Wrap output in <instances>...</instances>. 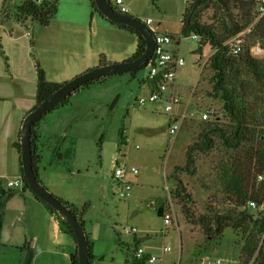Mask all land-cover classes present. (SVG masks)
I'll list each match as a JSON object with an SVG mask.
<instances>
[{
    "label": "rangeland",
    "instance_id": "rangeland-1",
    "mask_svg": "<svg viewBox=\"0 0 264 264\" xmlns=\"http://www.w3.org/2000/svg\"><path fill=\"white\" fill-rule=\"evenodd\" d=\"M23 1L10 0V4L17 5ZM66 1L69 0H57V10L58 4L66 5ZM108 1L110 4L113 2ZM121 1L126 14L140 22L149 19L148 28L170 35L177 42V54L183 61L176 70L172 89L180 103V107L173 110L177 131L171 135L167 133V117L162 102H148L141 106L135 103L138 97L146 95L143 83L147 75L145 67L133 78L125 73L107 78L102 84L79 89L69 96L65 106L58 108L63 111L61 116L55 115L57 109L46 114L38 125L44 129L45 141L41 166L47 168L50 176L62 178L73 204L88 205L83 216V229L91 233L90 238L94 242L92 252L96 256L91 264H123L124 261L136 264L138 261L132 258L133 239L138 238L140 247L157 258L144 264H213L216 260L221 264H254L263 234L256 239L255 250L248 257L242 249L246 239L235 236L229 228L222 231L219 240H206L198 225L184 221L179 205L170 194L174 187L170 176L175 167L184 164L185 149L197 140L200 129L207 123L228 126L221 101L210 94L212 73L207 59L212 51L204 46L200 54L194 53L197 37L179 36L184 0ZM256 2L255 11L264 12V0ZM3 11L9 14L7 7ZM210 14L208 10L205 16ZM88 17L79 27L83 36L80 49L91 52L93 56L104 52L109 54L118 47L133 51V37L111 29L103 21L95 24L94 28ZM29 33V40H32L33 33L31 30ZM244 34L243 31L230 39L229 44L242 43ZM29 40V57L32 63L34 59L41 67L32 51L33 41L30 46ZM255 46L250 48L251 55L264 60V52H257ZM2 60L0 62L6 65ZM96 65L97 62L92 68ZM202 115H206L205 119ZM210 139L213 141L211 149L193 153L194 173L189 175L178 170L174 173L190 195L189 208L196 216L211 217L232 209L220 178L234 152L226 149L217 137L210 136ZM67 149H71L68 158L50 163L53 154H64ZM117 166L124 167L125 178L131 185L130 195L124 200L113 195L111 175ZM130 168L136 169L137 173L128 174ZM0 184L5 189V183ZM22 195L16 192L13 198L19 200ZM159 205L162 213L168 215V225H163L162 218L156 216L155 208ZM246 210L257 217L254 207L248 206ZM130 228H135L136 233H127ZM164 247L168 248L166 252H162ZM38 251L30 248V251L18 254L13 249L0 248V264H68L69 254Z\"/></svg>",
    "mask_w": 264,
    "mask_h": 264
},
{
    "label": "trees",
    "instance_id": "trees-1",
    "mask_svg": "<svg viewBox=\"0 0 264 264\" xmlns=\"http://www.w3.org/2000/svg\"><path fill=\"white\" fill-rule=\"evenodd\" d=\"M88 3L92 13L98 14L109 25L134 36L136 41L135 49L128 60H133L140 56L144 49V42L140 34L124 25L107 21L97 12L92 0H88ZM256 4V0H184L179 21V36L187 38L190 35H194L197 37L198 40L196 48L193 51L194 53L200 54L204 46H208L212 51L207 59L208 69L212 73L210 78V94L221 101L222 111L228 119V126L207 123L200 129L197 140L185 149L184 164L181 167H175L174 172L170 176L174 181V187L170 194L179 205L184 221L191 225H198L206 240H219L222 231L225 228H229L235 236L240 235L246 239L244 240L242 249L243 254L248 257L255 250L254 243L256 239L263 234L262 244L254 260V264H263L264 60L254 58L250 53V48L256 45L255 47L264 52V12H256ZM5 7L9 10V14L3 11ZM208 10H210L211 14L209 17H206L205 13ZM56 11L57 0H25L17 5L10 4V0H3L0 6V25L9 21L17 23L29 21L30 24L45 27L54 17ZM204 17L206 18L205 20ZM243 31L245 34L242 38V43L237 42L234 45H230V39ZM29 45H32L31 39L29 40ZM0 55L4 62H6L1 48ZM33 61L36 83L34 105L32 108L61 85L48 82L38 62L34 59ZM107 63L104 56L100 54L96 66H102ZM138 71L130 73V77L133 78ZM110 77L113 76H104L93 80L76 91L92 84H102L105 79ZM68 98L46 114L65 106ZM46 114L33 122L30 131L31 165L34 176L40 184L42 183L38 178L37 172L41 157L37 146L39 138L37 128L39 122ZM19 135L20 132L18 131V138L12 144L18 155ZM210 136L217 137L226 149L234 152L220 178L223 191L229 196L232 203V209L225 214H214L211 217L205 215L196 216L189 208V204L191 203L190 195L185 192L181 181L174 173L177 170L189 175L194 173L193 153L211 149L213 141L210 139ZM70 155L71 149L65 150L64 154H53V159L50 163L53 161L59 162ZM19 171V178L22 183L21 188L4 189L0 184V229L6 203L12 199L16 192L22 194L26 191L44 210L54 217L59 231L72 239L73 248L69 253L68 264H77L75 241L64 218L41 200H38L29 191L22 175L20 163ZM257 178L260 179L258 180ZM43 188L45 187L43 186ZM54 197L73 214L78 223L83 227V216L88 205L83 203L78 206L56 196ZM249 203H252L254 206L256 218L246 210ZM155 213L157 217L162 216L161 205L155 208ZM248 235L249 238L247 239ZM85 237L89 250L88 261L91 264L94 259L92 254L93 243L86 232ZM247 241L249 242L248 245H246ZM138 244L139 240L133 239V249ZM144 262L145 260H141L136 262V264H144Z\"/></svg>",
    "mask_w": 264,
    "mask_h": 264
},
{
    "label": "crops",
    "instance_id": "crops-1",
    "mask_svg": "<svg viewBox=\"0 0 264 264\" xmlns=\"http://www.w3.org/2000/svg\"><path fill=\"white\" fill-rule=\"evenodd\" d=\"M2 1L0 0V6ZM66 3L58 4L57 13L45 27H31L30 24L21 25L15 21L0 25V48L6 58V65L0 62V183L19 178V155L12 144L18 138L23 117L34 105L36 76L29 57V30L33 33L32 51L48 82H66L92 68L100 55L93 56L91 52L80 49L83 36L79 27L85 24L87 16L94 28L100 21L106 22L98 14L92 13L88 0H69ZM108 26L117 29L109 24ZM117 31L130 35L119 29ZM79 35L80 37H75ZM134 42L136 44L135 38ZM135 44L133 51L127 52L124 48L114 47L109 54L104 52L103 56L108 63L126 61L134 52ZM59 109L56 110L57 117L63 112ZM43 130L37 128V146L41 160L45 144ZM37 173L39 180L54 196L73 203L67 194L68 186L60 176H50L41 162ZM19 200L12 197L5 205L0 229V248H10L18 254L24 250L30 251V248L32 251L38 249V252L54 255L69 254L73 242L68 235L59 231L54 217L26 191ZM86 233L91 236L90 232ZM92 243L93 250L94 242ZM92 253L95 257L94 251ZM124 263L126 264L125 261Z\"/></svg>",
    "mask_w": 264,
    "mask_h": 264
},
{
    "label": "water",
    "instance_id": "water-1",
    "mask_svg": "<svg viewBox=\"0 0 264 264\" xmlns=\"http://www.w3.org/2000/svg\"><path fill=\"white\" fill-rule=\"evenodd\" d=\"M97 12L107 21L124 25L140 34L144 42L143 52L133 60L122 62H111L102 66L88 69L66 82L62 83L58 89L50 93L38 105L30 109L23 117L19 128V163L22 175L29 191L43 203L48 205L53 211L59 213L68 225L75 241V253L77 264H89L88 247L86 243L85 231L78 223L73 214L65 208L48 190L37 181L31 165L30 131L33 122L44 114L59 105L81 86L104 76H116L125 73L138 71L146 66L153 52V36L140 21L126 14L115 12L107 0H92Z\"/></svg>",
    "mask_w": 264,
    "mask_h": 264
},
{
    "label": "built area",
    "instance_id": "built-area-1",
    "mask_svg": "<svg viewBox=\"0 0 264 264\" xmlns=\"http://www.w3.org/2000/svg\"><path fill=\"white\" fill-rule=\"evenodd\" d=\"M109 5L111 8L119 13L125 14L126 8L122 5L121 0H113ZM259 10H262L260 4ZM145 27L150 23L147 19L142 22ZM148 28V27H147ZM153 36V52L148 60L147 75L145 77V87L146 95L140 96L136 99L135 103L137 106H141L148 102H162L164 105L165 116L167 117V133L169 135L177 131V123L175 122L176 116L174 114V108L180 107L179 98L173 94L172 89L175 82L176 70L183 65V61L178 57L176 45L177 42L172 38V36L156 32L155 30L148 28ZM191 38H196L194 35H190ZM257 52H261L256 47ZM206 115H202L205 119ZM137 148V146H135ZM128 174L135 175L137 173L136 169L130 168L127 172ZM260 179V178H259ZM112 185H113V195L118 200H124L130 195L131 185L128 179L124 175V167L117 166L111 175ZM22 183L20 178L10 180L5 182L4 187L8 189H19ZM250 207H254L252 203H249ZM162 223L163 225L169 224V218L167 214L162 213ZM127 233L135 234L136 229L130 228ZM168 248H162V252H166ZM133 260L145 262H153L157 258L150 255L148 252L144 251L140 247V243L133 249L132 253ZM213 264H221L216 260Z\"/></svg>",
    "mask_w": 264,
    "mask_h": 264
}]
</instances>
